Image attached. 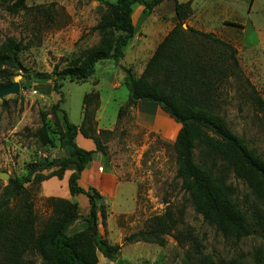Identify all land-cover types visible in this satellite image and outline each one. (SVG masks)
I'll return each mask as SVG.
<instances>
[{"label": "rangeland", "instance_id": "1", "mask_svg": "<svg viewBox=\"0 0 264 264\" xmlns=\"http://www.w3.org/2000/svg\"><path fill=\"white\" fill-rule=\"evenodd\" d=\"M15 1L0 0V47L11 38L21 44V50L16 55L15 67L1 66L0 70L13 72L11 80L21 83L26 82V76L50 73L55 66L61 70L99 47L106 34L92 31V27L109 13L104 2L113 0H25L28 9L12 13L8 7ZM177 1L189 2L192 9L183 27L213 32L236 48L242 77L230 78L220 85L218 112L231 130L264 158V0ZM131 22L134 36L123 57L96 64L95 73L85 81L58 80L61 103L57 104L59 96L49 83L20 86L16 94L0 98V172L22 177L31 166L65 155L59 141L64 131L62 114L65 112L72 123L81 117V123L85 102L87 117L83 118V130L99 142L92 161L98 166L100 180L93 173L87 182L86 176H82L80 184L93 186L97 191L101 186L103 194L99 192V201L105 206L106 218L102 224L98 214V230L102 238L105 234L108 243L120 245L118 257L123 263L119 264H192L202 258L214 264H264V230L234 242L217 233L194 210L175 176L173 144L180 125L159 110L152 115L139 112L136 105L128 103V91L121 84L123 68L138 76L158 43L174 26L173 2L163 1L150 11L135 6ZM41 126L48 129L52 140L49 145L41 146L37 140ZM68 168L61 179L50 177L38 182L34 174L32 181L25 183L37 216V233L61 215L59 207L41 195L40 187L44 195L79 202L81 213L88 210L85 195L73 196L69 192L67 174L73 167ZM56 170L57 167L43 170V177ZM230 180L244 210L250 215L254 208L264 211L244 183L232 176ZM7 181L0 178V198ZM17 206V200L10 204L11 209ZM167 206L176 213L183 212V224L178 230L190 232L192 238L178 244L167 235L161 246L125 241L126 236L146 228V222L162 214ZM80 228L75 224L68 232ZM27 257L34 264H43L37 256Z\"/></svg>", "mask_w": 264, "mask_h": 264}, {"label": "trees", "instance_id": "2", "mask_svg": "<svg viewBox=\"0 0 264 264\" xmlns=\"http://www.w3.org/2000/svg\"><path fill=\"white\" fill-rule=\"evenodd\" d=\"M163 1L173 2L174 26L158 43L138 76L129 68H123L125 74L121 84L128 91L130 105L149 102L180 124L173 148L177 165L175 176L180 180L181 189L188 195L194 210L217 233L239 242L257 230H264V211L254 208L250 215L244 210L230 177L244 183L254 200L264 206V158L242 136L235 134L218 112L220 85L230 78L242 77L237 50L213 32L183 27L184 21L192 14L189 2L105 1L109 13L92 27V31L106 34L99 47L61 70L55 66L50 73H37L32 78L26 76V82L19 85L24 88L30 83L52 84V91L59 96L57 104L61 103L63 96L58 80L85 81L95 73L96 64L123 57L134 36L133 8L140 5L150 11ZM8 8L17 13L27 10L28 6L25 0H16ZM37 9L41 10L39 6ZM20 50L21 44L8 38L0 47V67H15ZM14 76L13 72L0 70L3 79L0 89L13 84L10 77ZM83 104V118H86V103ZM118 116H121V110ZM83 118L76 125L69 121L65 112L62 114L64 131L59 141L65 155L53 162L42 161L31 166L25 176L9 177L0 198V264H34L27 256H37L43 264H97V251L111 261L123 263L117 258L120 245L108 243L98 230V214L102 224L106 218L105 206L99 201L102 195L93 186L79 184L83 171L93 160L94 151L77 145V133L92 139L96 150L100 146L95 137L83 130ZM37 140L41 146L52 143L46 126L38 129ZM69 166L73 167L67 174L69 192L73 196L83 194L87 197L88 212L81 214L78 203L70 199L49 198L55 207H59L61 215L37 233V216L25 183L31 182L34 174L38 182L50 177L61 179ZM53 167L57 170L51 176L43 177L42 171ZM14 200L18 201V206L11 209ZM76 220H81V228L68 232ZM181 224L183 212L176 213L167 206L162 214L146 222V228L126 236L125 241L151 242L161 246L165 243V236L170 235L182 244L193 236L188 231L178 230ZM210 263L202 258L199 263L192 264Z\"/></svg>", "mask_w": 264, "mask_h": 264}, {"label": "crops", "instance_id": "3", "mask_svg": "<svg viewBox=\"0 0 264 264\" xmlns=\"http://www.w3.org/2000/svg\"><path fill=\"white\" fill-rule=\"evenodd\" d=\"M136 106H137L138 111L143 113V114L152 115L153 112H155L156 110L157 111L159 110L158 106L153 105V104H151L149 102H146V101L139 102ZM80 119H81V117H80ZM80 119H79V121L77 123H74V124L77 125L78 123H80ZM176 124H179V123H176ZM75 141H76L77 145L79 147L83 148V149H86V150H89V151H94L95 150V144H94L93 140L90 139V138L84 137L81 133H77V135L75 137ZM97 168H98V166L95 164V162H93V161L90 162V164H88L87 169L85 168V170L83 171V173L81 175V178L79 180V184L81 182L82 176H84V175L86 176V178H85L86 182L89 180V176H91L93 173H94L95 177L97 179H99L100 172H99V170ZM87 175H88V177H87ZM100 185H101V183H100ZM97 188H98V191L103 194V192L101 190V186H99ZM40 189H41V195L44 196L45 198H52V197L57 198L58 197V196H50V195L47 196V195H44L42 193V188L41 187H40ZM65 199H70L71 201L73 200L72 198H65ZM77 203L79 204V202H77ZM87 212H88V210L84 211L83 213H81V212L80 213L85 215ZM75 224L76 225L77 224L81 225V220H76L73 225H75ZM104 238H105V234H104ZM97 258H98V263L97 264H119V262H117V261H111L108 258L104 257L103 254L100 251H97ZM117 258L119 259V257H117Z\"/></svg>", "mask_w": 264, "mask_h": 264}, {"label": "water", "instance_id": "4", "mask_svg": "<svg viewBox=\"0 0 264 264\" xmlns=\"http://www.w3.org/2000/svg\"><path fill=\"white\" fill-rule=\"evenodd\" d=\"M23 72H25L24 69H21ZM20 89V85L18 82H13V84H11L10 86L7 87H3L0 89V98L8 95V94H16ZM0 178L4 179V180H8L9 179V175L7 173H2L0 172Z\"/></svg>", "mask_w": 264, "mask_h": 264}]
</instances>
